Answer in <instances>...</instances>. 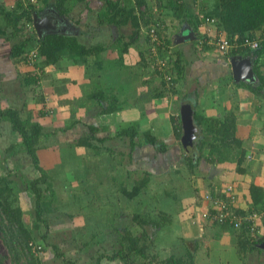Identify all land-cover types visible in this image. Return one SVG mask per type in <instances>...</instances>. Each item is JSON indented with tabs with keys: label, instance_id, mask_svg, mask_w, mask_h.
<instances>
[{
	"label": "trees",
	"instance_id": "obj_1",
	"mask_svg": "<svg viewBox=\"0 0 264 264\" xmlns=\"http://www.w3.org/2000/svg\"><path fill=\"white\" fill-rule=\"evenodd\" d=\"M104 2L98 14L97 23L99 25L105 24V27H113L119 30L123 25L130 24L133 28L131 35L132 43L134 39L138 40L136 36L139 35L141 25L147 26L146 43H148V51L145 57L144 50H138L140 60L138 63L145 65H152L157 71H154L158 77L164 75L166 66L168 68L169 62L171 63V72L176 74V77L172 79L173 85L177 83L179 76L183 74L184 67L182 64V52L179 49L176 50V56L173 58L169 53L171 39L169 38L170 29L167 27L166 16L170 15V20H176L179 22L185 21L190 24L194 31L195 38L193 42L199 43L201 37H205L204 34L198 31L200 25V14L205 16L214 17L216 20L217 31H223L230 40H236L241 42L245 37L255 38L259 35L260 43L255 49H249L238 46L232 50L229 55H235L240 53L242 55H249L252 58V68L255 75V81L252 83L254 92L262 94L264 96V0H206V4L201 6L197 11H194L184 0H157L158 9L161 10L165 16L158 19L159 21H153L152 3L149 0H100ZM208 1V2H207ZM51 2V1H50ZM49 0H15L10 7L0 3V46L5 47L7 51L3 54L0 53V58H7L11 65L14 64L20 66H28L30 69H26L23 78L20 81L24 85H33L32 90L39 87L41 78L45 69L49 65H53L57 68H62V64L65 60L72 62L73 64L83 65L85 70L90 72V67L100 69L102 61L92 55L100 54V51H104L108 48L103 43H97L95 45H84L80 43L75 36H65L62 33H46L43 37L37 35L32 27V14L33 12L40 13L45 6H50ZM83 3L86 9L90 10L88 0H54L51 4L57 9L61 16H69L73 6ZM41 5V6H40ZM78 6V5H77ZM138 6H143V9L139 12ZM82 12V11H81ZM81 14H79L78 21ZM152 17V18H151ZM153 29L156 35V41H153L150 30ZM172 30V29H171ZM121 35L114 40L115 45L121 39ZM123 41L118 49L119 54L127 52L129 43ZM172 44V43H171ZM116 46V45H115ZM214 47L213 45H211ZM113 49H116L112 46ZM202 48L208 49V45L205 41L201 44ZM111 48V47H109ZM30 51H35L36 56L33 62H28L27 54ZM148 57L150 60H148ZM165 57H167L165 59ZM169 57V58H168ZM122 57H120L121 59ZM92 59V61L90 60ZM164 61V65H161V61ZM0 68H3L0 61ZM15 68V67H14ZM19 73V72H18ZM92 73V71H91ZM94 74V72H93ZM18 77V74L16 78ZM171 77V76H170ZM147 83H150L151 79L147 78ZM164 84L162 79L161 85ZM96 85H100L98 82ZM35 87V88H34ZM175 87V86H174ZM172 86L170 92H176ZM199 86L195 89L198 92ZM165 90V91H164ZM167 89L162 88L157 91L154 96L162 97L166 94ZM164 93V94H163ZM188 94V93H187ZM87 100H84L81 106L87 104L92 99L100 101V113L108 114L116 112L121 109V103H116V98H110V101L105 105L101 100H109L106 95L105 87H93L92 91L88 92ZM86 101V102H85ZM41 102L45 105L44 96L39 95L36 103ZM30 106L32 104H29ZM26 106V105H24ZM23 108H17L11 104L3 106L0 103V123H9L10 133L17 135L18 139L10 143L6 147L7 151L12 153L18 149H24V152L28 155L35 170L39 172L37 177L27 178L23 181L25 185V191L27 194L30 192L31 201H33V217H31L30 224L27 219H24V212L19 205H13L11 194L13 186H17V182L14 179H9L8 175H0V238L10 252L14 264H18L23 260L26 264H42V258L37 255L39 250L34 249L41 246L42 249H47L54 252V255L63 258L64 264H74L73 259L65 258V253L60 251L59 244L54 241H50L47 232L50 231L49 220L43 214L51 211L49 203L51 198L55 196L54 189L51 188V181H49V174L47 170L40 164L37 150L39 147L44 146L43 140L51 137L56 132L44 131V125L47 123L44 121L47 117L46 111L43 106L36 113V119L33 118L32 108H28L26 116L22 117ZM192 120L197 127L199 123L204 122V130L206 136L201 139L206 141H200L204 145H208L210 157L214 154V159L206 157L210 163L220 162L225 159H230V150L235 147H239L238 154L236 155L237 171L243 172V149L240 148L241 141L234 136V126L231 125V121L222 120L218 118L204 117L196 111L192 114ZM79 121V118L73 120H66L63 127L57 128L61 132H65L67 129L72 128L75 123ZM175 135L180 136L181 123L174 124ZM89 133L80 135L75 141L76 148H82L87 150L98 151L95 141H105L108 137H96L95 131L97 127L93 124L88 126ZM116 136L123 138L128 137V151L127 153L121 152L126 159L121 160V164L125 165L127 172H132L134 168L133 156L136 147H141L145 144L153 146L159 153H162L167 148V142L158 139L149 130L143 132L142 136L138 132L137 124L135 122L128 123L116 132ZM208 136H211L209 140ZM208 141V142H207ZM196 140L192 143L193 147L200 148L199 154L195 153L194 156L188 155L185 152L182 154L184 161L190 166V170H193L197 166L199 161L203 159V149L199 146ZM198 146V147H197ZM110 150V149H109ZM123 161V162H122ZM179 170V169H178ZM79 171V170H78ZM142 177L133 180L131 186L128 187L130 182V176H124L118 179V189L121 191L127 201L132 202L141 193H145V189L148 186L152 172L149 169L142 171ZM77 177V176H76ZM21 178V176H20ZM82 179V177H77ZM22 179V178H21ZM169 181H167L168 183ZM12 184V185H11ZM43 184L46 186L43 188ZM169 184V183H168ZM127 185V186H126ZM227 184L223 183L220 186H213L211 190L206 189L202 194H210L215 198L223 199L227 201L225 194V188ZM20 188V187H16ZM21 189V188H20ZM224 189V191H223ZM251 202L247 209L236 208V212L244 213L246 211L254 210L259 211L264 208V190L262 187L251 184L249 187ZM44 190H49V195L44 193ZM166 192V190H165ZM237 194V193H236ZM54 195V196H53ZM53 196V197H52ZM206 203V202H205ZM136 209L131 212L130 218L132 223L120 229L115 227L114 231L117 234V241L120 247H116L114 250L112 246V253L108 254L102 251L96 258L95 263L100 264L102 258H106L108 261H114L116 259L123 260L129 264H136L133 259H143L141 264H194L195 251L197 244L195 241L181 239L179 253L171 252L164 258H157L156 255H151L149 247L154 243L158 228L161 226V222L147 216L148 209L155 206L153 204L141 203V200L136 204ZM147 208L142 215L141 210ZM209 212H214L212 206L207 202ZM26 223L29 225L27 227ZM214 224H221L213 222ZM42 225L44 231H40ZM226 225V224H223ZM137 228V229H135ZM245 234L244 239L246 244L250 248H257L261 240L253 241L249 239L245 230H242ZM32 243V245L29 244ZM150 244V245H149ZM149 245V246H148ZM179 245V244H178ZM34 247V248H33ZM35 250V252H34ZM150 254V255H149ZM158 259V260H157ZM0 264H4L2 257L0 256Z\"/></svg>",
	"mask_w": 264,
	"mask_h": 264
},
{
	"label": "rangeland",
	"instance_id": "obj_2",
	"mask_svg": "<svg viewBox=\"0 0 264 264\" xmlns=\"http://www.w3.org/2000/svg\"><path fill=\"white\" fill-rule=\"evenodd\" d=\"M50 1L53 2L54 0H49V2ZM135 1L136 0H133V2ZM149 1L153 4L151 11L154 17H151L153 19L152 22L159 21L158 19L165 16V14L158 9L157 0ZM184 1L194 11L199 10L201 6L206 4V0ZM51 2L50 6H45L41 10L44 11L47 8H53L57 11ZM88 4L90 10L86 9L83 3L73 6L69 16L65 15L64 17L65 24H67L70 29H67L68 31L62 30L60 33L65 36H75L80 43L86 46L103 43L106 44L108 48L112 46L116 48L113 50L110 49L112 52L107 51L103 56L104 58L101 59L102 66L98 69L99 71L95 73L96 76L97 74L101 75L100 78H98V76L96 80L95 77L91 78L94 74L90 73L91 71H95L96 68L90 67V72L86 70V81L89 83L86 84L82 82L78 84V91L73 96L72 94L66 93L63 89L65 87L63 85L64 83L72 81L70 76H68V70L75 69L73 63L68 60L64 61L60 69L53 66L48 67L46 76L45 72L43 73L39 87H34L35 89L33 90V85H24L20 81L26 69H30V65V67L28 66L27 68L26 66L18 65L17 62V64H14L15 68L10 65V70L8 71H2V68H0V103L3 106L11 104L19 109L23 108L22 117H25L26 111L31 107L29 104H34L40 94L44 96L45 105L41 102L36 103V106L32 107V115L35 117L37 111L43 106L47 114V118L44 120L47 122L44 126V131L55 130L56 132L51 137L45 138L43 140L44 146L39 147L37 150L40 164L47 170L49 181H51V188L55 191V196H52L53 198H51L49 203L51 211L43 214L49 220L50 231L47 232L49 236L47 239L59 244V250L65 253V258H72L74 264H96V258L102 251L110 254L113 251H111L112 246H114V250L116 247H120L118 242H113L117 241V234L114 228L119 227L120 229H124L125 226L132 223L130 214L136 209V204L139 200H141V203H157L158 206H161L163 211H165L163 212L164 214H162V218L159 213H155L157 211H155L154 214L158 217V221L163 223V225H167L166 215L169 216L171 213L170 211L176 209V204L180 201V193L183 194L188 192V183H186V185H180L181 187L178 189L172 184V182L175 183V180L178 184L182 181V178H179L181 176H175L172 170L171 175L169 172L165 174L169 180L173 178V181L168 182L169 184L167 183L160 186L157 182L154 183L152 177L150 184H148L147 188L144 190L145 193L142 192L141 195H138L132 202H130V200L127 201L121 191H119L118 179L124 177V169H126L125 165L120 163L123 158L126 159L121 152L127 153L128 151V137L124 136L123 138H119L116 136V132L120 127L127 125V122L131 121L133 117H137L136 119L139 120L144 115L147 118H153V115L160 118L166 115L168 118L171 117L174 113L172 109V104L174 103L173 99L170 97V90L172 86H175L174 88L176 89L178 85H173L172 83V79L176 76L175 73L171 72L170 63L168 68L167 66L165 67L166 70L164 75L158 77L156 73L153 74V72L158 69L152 65L144 66L138 63L139 61L137 62V60L134 62L136 56L120 59L125 53L119 54L121 50L118 48L123 41L129 42L131 40V35L133 33L132 26H130V24L123 25L116 31L113 27H105V24L99 25L97 23V18L100 13L99 10L103 7L104 2L100 0H88ZM138 9L140 12L143 6H138ZM79 14H81V16L78 21ZM170 18V15L166 16V21L170 24L167 27H169L171 32L169 38L171 39L172 45L177 42V37L179 35L186 34L190 31L194 33L190 24H187L185 21L179 22L170 20ZM199 28L198 31L202 33L203 26L199 25ZM210 34L211 36L215 35L213 31L210 32ZM119 35H121L122 38L115 46L113 45V43H115L113 41L116 40ZM146 36L147 26L141 25L139 35L136 36V38L139 37L138 40L134 39L132 43L129 42L128 50L130 49V53L136 54L138 50H144V53L146 51V57L149 47L148 43L145 41ZM179 42L182 43L184 40L182 39V41ZM202 49L203 48L198 47L197 44L195 45V51H198L199 55H204V53H206ZM4 51L6 52L7 49L4 46H0V53L3 54ZM208 51L210 54L215 53L211 48H209ZM106 56L111 58H107ZM166 58L167 57H165V59ZM125 60H127V63H125ZM148 60H150L149 57ZM0 61L4 63L5 60L1 57ZM104 70L108 71L104 72ZM72 71L74 72V70ZM132 71L138 76H134ZM17 74L18 77L16 78ZM56 74L58 76H56ZM67 76L68 78H66ZM147 78L151 79L150 83L146 82L148 80ZM162 79L164 81L163 85H161ZM98 82H100V85H96ZM133 82H135V88L128 87V92L125 95L126 102L135 101L134 109L131 108L127 111L129 114L123 112L102 114L100 113L101 108L98 99L97 102L96 100H92L86 106H81L83 101L87 100L88 92L92 91L94 86L106 88V95L109 97V100H101L105 105H107L110 98L113 97L116 98V103H121V90L124 89L122 87H124L126 83ZM140 83H143L146 87H143ZM162 88L167 89L168 92H166V96L161 102L160 99L154 100L152 96ZM134 89L138 90L133 92L132 90ZM116 94H118L117 97L115 96ZM133 94L134 96H129ZM60 105H62L64 109L61 108V110ZM140 111L143 112L144 115H142ZM77 117L79 121L75 123L72 128L67 129L65 132H61L57 129L63 127L66 120L77 119ZM8 124L7 122L0 123V175H8L9 179H14L18 183L16 187H20L21 189L13 186L10 199H12L13 205L21 206L24 212L23 217L24 219L26 218L28 224H30V219L33 217L34 212V206H32L33 201H31L32 193L29 192L27 194L23 181L26 177H37L39 172L33 167L24 149L18 150V148L13 154L7 151L6 147L18 139L17 135L10 133ZM90 124L97 127L95 131L96 137H108L104 142L95 141L99 149L97 152L73 146L80 135L90 132L88 128ZM201 133H204L203 130ZM208 139L211 140V136L208 137ZM186 153L185 151V154ZM163 164L162 162L150 164L148 160L144 162L145 168H152L155 171L162 169L165 166ZM177 166L179 167L180 165ZM179 169L185 170L191 168L189 165L182 163ZM142 173L139 174L137 178H141ZM76 176L82 177V179L80 180ZM137 178L136 176L130 175V182L127 184L128 187L131 186L133 180ZM161 178L165 177L161 175ZM45 186L46 184H43V188ZM163 189H165L166 192H164ZM44 193L49 195V190H44ZM157 195L158 197L155 198ZM176 196H178V198H175ZM200 201L203 203L205 202L203 197L200 198ZM146 209L145 207V210ZM177 220L178 219H174L175 226L169 225L167 229H165L166 226H164V229L159 235L157 232L156 237L159 236L161 244L156 238L154 241L155 244L153 243L149 247L151 255H156L159 259L166 257L171 254V252H175L176 254L179 253V247L182 241H180L178 245L177 239L172 234L174 229L179 226ZM197 221L196 219L193 220L194 223H198ZM28 224L26 223L27 227L29 226ZM180 226H182V223H180ZM43 227L42 225L40 229L41 232L44 231ZM169 249H172V251L168 253L167 251ZM37 254L43 258L42 264H64V259L55 256L54 252L50 250V247L42 249L41 252ZM0 256L5 264H14L11 254L1 241V238ZM249 257L251 258V256H248L247 260H250ZM133 261L136 264H141L143 259L141 260L136 257ZM251 261L253 260L251 259ZM18 264L26 263L21 260ZM100 264L129 263L119 259L108 261L106 258H102Z\"/></svg>",
	"mask_w": 264,
	"mask_h": 264
},
{
	"label": "crops",
	"instance_id": "obj_3",
	"mask_svg": "<svg viewBox=\"0 0 264 264\" xmlns=\"http://www.w3.org/2000/svg\"><path fill=\"white\" fill-rule=\"evenodd\" d=\"M14 1L15 0H0V3L10 7L13 5ZM179 37L180 35L177 39ZM210 48L214 50L215 53L210 54L208 51L209 48H203L202 50L206 53H204V55H199L198 51H195V43L193 42V39H185L182 43L177 41L173 45L170 43L171 51L169 56L171 55L174 58L176 56V50L179 49L183 54L182 64L184 67L183 74L179 76L176 83L178 85L176 87L177 91L170 92V97L173 99L174 103L172 104L174 113L169 118L167 115L162 118L155 117V115H153V118H147L143 112L140 111L141 114L144 115L140 118V120L136 119L137 117H133L131 121L127 122V124L135 122L141 136L143 132L149 130L158 139L167 142V148L164 152L159 153L153 146L148 144L136 147L132 164L134 170L130 173L124 169V176L132 175L137 178L143 170L148 169L145 168L144 165V162L148 160V163L150 164H158V162H162L164 163L163 165H165L162 169L157 168L158 170L156 171L152 168L149 169L152 172L151 178L153 177L154 183L157 182V184L161 186L167 184V181H173V178H170L169 180L165 174L169 172L171 175V170L174 172L175 176H181L179 178H182V181H180L179 184L176 180L175 183L172 182L177 189L183 184L186 185V183H188V192L183 194L180 193V201L176 204V209L171 210L170 212L172 214L170 213L169 216L166 215L167 225H163V223H161L162 226L158 228L157 232L159 235V233L164 229V226H166L165 229H167L169 225L175 226L174 219H178L177 224H179V226L174 229L172 234L177 239L178 244L182 241L181 239L196 242L197 249L195 251L194 264H264V248L260 247L259 244L257 245V248H250V246L245 242V234L242 230L233 229L230 225L214 224L213 221L202 218L200 214L201 210L207 206V203L200 201L201 194L206 189H213V186L217 187L223 183L231 184L237 193L236 205L240 209H247L251 202L249 187L252 183L262 187L264 190V96L254 92L252 83L255 80L253 82L247 80H240L238 82L234 81L229 62L230 55L221 54L211 45ZM110 49L113 50V47L100 51L98 56H92L101 60L104 58L103 56L107 53V51L112 52ZM124 53L125 57L123 56L122 58L136 56V58H134V62L136 60L137 62L140 60L138 52L136 54H132L129 49ZM235 55L242 54L237 53ZM106 57L111 58L109 56ZM4 60V63H2L3 68L1 70L8 71L10 70L11 63L7 60V58H4ZM90 60L92 61V59ZM125 63H127V60H125ZM73 65L75 69L73 68L72 70H74L75 73L71 69L68 70V76H70L72 81L64 83L63 85L65 87L63 89L66 93L74 96L78 91V84H81L82 82L87 84L89 82L86 81L87 74L86 70H84L85 67L80 64ZM51 66L53 65L46 67L45 76L48 72V67ZM97 71L99 70H95L90 73L93 74L94 72V75H92L91 78L95 77V80L97 76L100 78L101 75H95ZM107 71L108 70H104V72ZM132 74L134 76H138L135 75L134 71H132ZM56 76L58 75L56 74ZM68 76L66 78H68ZM141 85L146 87L143 83ZM198 86V92H195V89ZM128 87L135 88V82L126 83V85L122 87L124 88L121 90L122 93L120 92V102L122 106L120 110L116 111V113L123 112L129 114L127 111L135 107V101L126 102L125 95L128 92ZM137 90L134 89L132 91L136 92ZM115 96L117 97L118 94ZM129 96H134V94ZM165 96L166 94L162 97H152H154V100L160 99L161 102ZM89 98L90 97H87V99ZM92 100L95 101V99L91 98V101ZM181 103H187L190 105L193 112L196 111L200 115L209 117L210 119L218 118L222 120L224 119V121L228 118L230 119L231 125L234 126V136L241 141L240 148L243 149V162L241 164L244 168L243 172L240 173L236 169V155L238 154L237 152L239 147H235L230 150L231 158L228 160L225 159L215 163L205 161L207 160L206 157L210 155V152L208 145H204L200 142L203 140L201 138L206 136L203 121L197 125L196 136L192 138L191 141L193 143L196 140L195 145L197 142H200L198 144L199 146L201 145L200 147L203 149L202 153L204 154V157L199 161L197 166L194 167V172L190 169H179L182 163L187 165L182 156L185 151L180 143V136L177 137L175 135L174 128V124L177 125L178 123H181L179 114ZM31 104V108L35 106V104ZM87 104H84V106ZM61 108L64 109L62 105H60V109ZM33 118L36 119V116ZM200 129L201 132L203 130V134L200 132ZM203 141L206 140L204 139ZM194 149L195 153L199 154L198 150L200 148H195L192 144L191 155H195ZM214 156L215 154L212 157L209 156V158L214 159ZM177 165L180 166L178 167ZM161 175L165 178H161ZM151 178L148 184H150L152 180ZM163 191L165 192V189H163ZM157 197L158 195L155 198ZM175 198H178V196ZM154 205L155 206L152 204L153 208L148 209V212L146 213L149 218L159 220L157 219L158 217L155 216L154 212L157 211L155 213H159L162 218V214H164L163 212L165 211H163V208L158 206L157 203ZM144 212L145 208L141 210L142 215H145ZM194 219H196V221L198 220V223H194ZM180 223H182V226H180ZM259 230L260 234L257 239L264 242V218L259 221ZM156 238L160 243L161 240L159 239V236ZM41 250L42 248H40L37 253H40ZM171 251L172 249H169L167 252L169 253ZM179 251L182 252V249ZM248 256H251V258L249 257L250 260H247ZM251 259L253 261H251Z\"/></svg>",
	"mask_w": 264,
	"mask_h": 264
},
{
	"label": "built area",
	"instance_id": "obj_4",
	"mask_svg": "<svg viewBox=\"0 0 264 264\" xmlns=\"http://www.w3.org/2000/svg\"><path fill=\"white\" fill-rule=\"evenodd\" d=\"M200 25L203 26L202 34L205 37H201L198 47L201 48V44L205 41L208 45H213L221 54H229L232 50L236 49L238 46L245 47L249 49H255L259 46L260 38L259 35H256L255 38L245 37L240 43L236 40H230L225 32L217 31L216 29V20L214 17L205 16L200 14ZM215 33L214 36H211L210 32ZM153 41H156L157 37L153 32V29L150 30ZM36 53L35 51H30L27 54L28 62H33L35 60ZM161 65H164V61L162 60ZM224 191V189H223ZM225 194L227 197V201L219 198H215V196L210 194L202 195L205 202L209 203L214 212H209V209L203 208L200 212L201 217L205 219H209L213 222L230 225L233 229L245 230L247 236L251 240L257 239L260 234L259 230V221L264 218V208L259 211H246L244 213L236 212L237 203V194L234 190V187L231 184H227L225 188ZM258 240V239H257ZM32 245L31 242H29ZM34 248V247H33ZM41 246L37 245L34 249L39 250Z\"/></svg>",
	"mask_w": 264,
	"mask_h": 264
},
{
	"label": "water",
	"instance_id": "obj_5",
	"mask_svg": "<svg viewBox=\"0 0 264 264\" xmlns=\"http://www.w3.org/2000/svg\"><path fill=\"white\" fill-rule=\"evenodd\" d=\"M47 11L54 13L53 15L46 14ZM64 17L59 14L53 8H47L44 13L39 14L36 11L32 14V27L38 36L43 37L46 33H60L62 32V26L66 25ZM64 31V30H63ZM195 36L192 31L180 35L177 41L185 39H194ZM231 65V73L234 81L247 80L253 82L255 75L252 68V59L249 56L231 55L229 58ZM180 120H181V134L180 143L183 149L191 155L192 141L191 139L196 136V126L192 120L193 110L187 103H181L180 105ZM264 248V242L259 244Z\"/></svg>",
	"mask_w": 264,
	"mask_h": 264
},
{
	"label": "flooded vegetation",
	"instance_id": "obj_6",
	"mask_svg": "<svg viewBox=\"0 0 264 264\" xmlns=\"http://www.w3.org/2000/svg\"><path fill=\"white\" fill-rule=\"evenodd\" d=\"M45 12H46V11H45ZM42 13H44V11H40L39 14H42ZM46 14H50V15H53V16H54V13H52V12H50V11H47ZM64 29H65V30H64ZM67 29H70V27H69L67 24L62 26V30H64V31H68Z\"/></svg>",
	"mask_w": 264,
	"mask_h": 264
},
{
	"label": "clouds",
	"instance_id": "obj_7",
	"mask_svg": "<svg viewBox=\"0 0 264 264\" xmlns=\"http://www.w3.org/2000/svg\"><path fill=\"white\" fill-rule=\"evenodd\" d=\"M230 54V53H229ZM231 56V55H230Z\"/></svg>",
	"mask_w": 264,
	"mask_h": 264
}]
</instances>
